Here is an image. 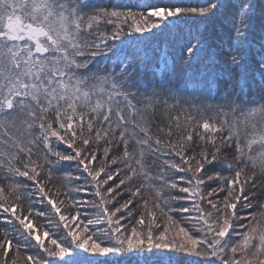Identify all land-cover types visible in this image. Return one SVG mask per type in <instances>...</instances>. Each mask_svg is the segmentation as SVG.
<instances>
[{"label": "snow or ice", "instance_id": "6c2138e0", "mask_svg": "<svg viewBox=\"0 0 264 264\" xmlns=\"http://www.w3.org/2000/svg\"><path fill=\"white\" fill-rule=\"evenodd\" d=\"M226 6V0H196L141 10L91 0H0V178L8 189L0 185V201L23 199L26 185L18 178L34 182L53 210L52 228L62 226L70 237L65 243L50 230L41 235L29 220L34 209L0 204L14 218L5 217L7 223L18 222L14 235L2 230L0 264H49L40 250L59 258L57 264H113V256L129 264H181L185 257L192 258L187 264H264V200L253 199L251 191L264 183V95L249 99L245 87L250 71L264 77V43L257 63L248 62L252 5L238 6L227 55L222 61L208 57L193 92L185 81L202 59L201 35L186 39L174 55L161 48L149 56L126 40L189 20L204 23ZM97 57L113 67L90 69ZM149 65L157 79L146 84ZM158 109L167 126L153 130ZM173 154L179 162L166 158ZM65 161H75L95 182L102 204L94 206L102 210L93 219L72 212L82 202L67 192L68 204L45 188ZM210 165L219 167L205 171ZM175 173L189 175L178 181ZM110 181L116 183L102 193ZM124 192L129 195L118 201ZM182 200L192 206H172ZM113 203L112 209L103 206ZM62 206L69 211L62 213ZM173 212L189 213L191 227ZM89 225L105 227L90 232ZM32 242L37 253L22 255Z\"/></svg>", "mask_w": 264, "mask_h": 264}, {"label": "trees", "instance_id": "16d2710c", "mask_svg": "<svg viewBox=\"0 0 264 264\" xmlns=\"http://www.w3.org/2000/svg\"><path fill=\"white\" fill-rule=\"evenodd\" d=\"M196 0H91V3L98 6H109L112 4L116 5H126L128 7L135 8L139 6L141 10L145 8H149L152 5H165V4H177V3H194ZM250 3L252 5L251 16L249 17L250 29H249V56L248 62L250 66H254L258 59V52L260 51L261 44L264 43V0H226V7L222 10L221 14L214 17L211 20L205 21L204 23H200L195 20H189L186 22H182L178 26H171L169 29L160 31L154 30L155 35L146 34L141 37L138 35L126 37V40L129 43L138 45L141 50L146 51L149 56H152L155 52L160 50L161 48H165L170 51V54H175L177 50H179L180 46L185 42L186 39L191 38L197 34L202 36L204 41V51L201 53V61L195 65H193L192 69L188 73V77L186 78V84L189 92H193L200 88L199 81L196 79V73L200 70L203 63H205L210 55H215L217 61H222L224 57L227 55L226 48L231 44V34H232V24L234 22L236 13L238 11V6L240 4ZM113 25L101 24L100 29L111 31ZM97 67L100 69L104 68H112V61L108 60L104 57H97L96 61L89 65L90 69L95 70ZM86 71V70H85ZM157 77L155 73L151 69V65H149L148 69L144 73V80L146 84H151L156 80ZM224 87V82H219V88L222 90ZM246 91L248 93L249 99L252 97H259L260 95H264V77L258 72L250 71L245 83ZM197 94H199L197 92ZM199 118V117H198ZM155 123L153 124V130L156 129L157 125L167 126V121L163 117L161 110H157V113L154 117ZM163 138V137H162ZM131 147V145H130ZM61 151L71 152V149H67L65 145H60ZM122 151V147L120 149ZM117 151V149H114ZM35 158V157H34ZM166 158L174 159L179 162V158L175 157L174 154L168 156ZM52 160H55V157H51ZM151 159V158H150ZM227 159L233 163V154L229 152ZM95 167V165H93ZM47 167V166H46ZM113 165L109 170L115 168ZM160 167V161L157 160V164L153 167L152 171L155 173L157 169ZM218 165H210L206 166L205 171H208L209 168H217ZM227 174V173H225ZM45 173H41V177L38 179H42ZM81 176L79 180L75 179L76 176ZM123 175V172L121 173ZM188 173H175L176 179L179 181L181 176L187 177ZM203 175V174H202ZM103 179V175L101 176ZM119 179V177H117ZM19 182L25 184L26 187L20 190L21 195L23 196L22 200L16 201L14 196L11 197L7 203L4 201H0V204H4L5 206H10L13 204L20 205L24 212L27 213L29 207L34 209L32 216H29V220L32 221L33 227L36 231L42 232L44 230H50V236L55 233L64 239V242L67 243L70 240V237H66L67 229H64L62 226L58 229L52 228V225L49 223V220L53 219V210L50 205L47 204V199L42 198V194L38 191V186L32 182L27 181L26 178L20 177L18 178ZM257 180H260V177L257 176ZM116 181H110L109 185H102L101 192L112 184H115ZM139 183L138 180H134L133 184ZM159 183V182H156ZM182 183V181H181ZM214 183V182H213ZM0 185L5 186L6 192L8 191L6 187V181L0 178ZM79 187L83 189L82 191H70V189ZM127 187V185H125ZM46 190L49 192V196L53 199L65 200V203L68 204V200L66 199L64 193L67 192L68 196L71 197L75 201H79L82 203L77 204L75 208H72V212L74 213L76 210L81 212V219L87 221L88 219H93L99 212H101L100 207H96L94 205H101L102 201L96 193V185L95 182H92L90 178H86L85 175H81V170L77 168L75 161H65L61 162L56 170V174L54 175L51 181L46 182L45 184ZM57 190H59V195H57ZM119 191V190H118ZM257 193V195L253 198L256 200H264V183L258 184V186L254 189H251ZM32 193L30 196L29 193ZM178 195L184 196L187 194L177 193ZM115 195V193H113ZM129 194L124 192L123 195L117 198L118 201H123ZM143 195V193H142ZM149 195L151 193L149 192ZM224 193H220V196H223ZM107 198V197H106ZM151 203V201H150ZM181 204L191 207V201L182 200L178 202H173V207H179ZM104 207H108L112 209L116 206L113 204H104ZM208 207V205H204ZM133 208H136L139 211V207L137 203L134 201ZM239 210V205H238ZM255 209H248L247 211H254ZM21 208H17L18 214L20 213ZM38 211H47V216H36L35 212ZM62 213H66L69 211L66 207H61ZM172 215L179 220L186 227H191V225L185 220V217L190 215L189 213H180L173 212ZM5 217L8 219H13L9 213H4L3 207H0V236H2V230L7 229L10 232V235H14L12 233V229L18 226V222L16 224L7 223ZM123 223H128V221H123ZM22 227V226H20ZM81 227H83L81 225ZM105 227V225H89L90 232L93 230H99ZM95 238V237H94ZM105 242H107V237H102ZM2 242V241H0ZM45 244L48 245L49 241L46 239ZM15 251V240L13 252L9 253V260L11 259L13 253ZM38 251V246L35 242H32L31 248L21 249L22 255H34ZM49 264H57L59 258L56 257H48L46 253H43L42 250L39 252ZM67 259V257H65ZM86 259H98L96 257L88 256ZM113 264H129L128 261L123 260L118 256H113L112 258ZM192 258L185 257L181 260V264H187V261ZM20 264H24L23 260L20 261Z\"/></svg>", "mask_w": 264, "mask_h": 264}]
</instances>
